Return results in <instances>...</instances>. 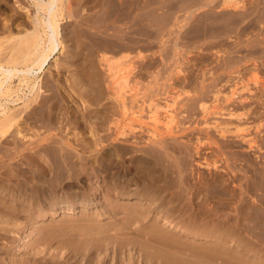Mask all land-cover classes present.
I'll use <instances>...</instances> for the list:
<instances>
[{"label": "rangeland", "instance_id": "obj_1", "mask_svg": "<svg viewBox=\"0 0 264 264\" xmlns=\"http://www.w3.org/2000/svg\"><path fill=\"white\" fill-rule=\"evenodd\" d=\"M186 1L187 0H65L64 8H66L62 12L61 16L57 18L59 26V41H61L62 47L59 52L54 55V58L51 60L49 65L46 66L44 72H42L40 76L44 77V79H47V82L51 83H48V86H44L42 90L39 91L37 96V102L39 103L30 102L28 107L23 105L24 109L26 107L28 109L26 108V113L23 112L22 114L25 116L28 113V110L36 104V106L39 104L38 107H35L38 109L40 108V113H42V111H44L43 113H48L50 110L49 113L53 115L52 117L54 118H52V122L55 123H52L53 125L51 123L50 125L47 124L51 130L49 128L46 129V127H44L46 124L44 125V123H41L43 122L40 118L42 115L39 114V112L37 113L40 117H37L41 121H39V119H36L37 121L34 120V114L30 115L31 117L28 116L29 118H32L31 121L28 117H26V120L25 117L22 118L23 116L21 117L22 119L18 117L17 119H20L19 122L17 120L18 124L16 123L17 125L15 124V127L13 126L12 129H10L12 131H8L9 133H6L8 135L0 138V196L2 195L0 198L6 197L2 200V202L4 201V206L0 204V210L2 212H5L6 210L5 213L0 211V220L9 218L10 215L7 212V207L10 204L13 205V203L18 200L20 202L22 201L24 204L22 209L26 208L29 210H19L20 212L17 211V214L15 212V219L10 216V220H19V223L23 221L25 222L26 219L29 220L30 216L34 214L33 211H38L37 205L40 203V200H37L34 197H29L28 195H25L24 198L21 194H16L21 197H9L11 194H6L7 191L4 189L7 186L5 184L8 183L4 180L7 179L5 175H9V169L17 168L14 165L15 163L21 166V168L20 166L17 168V170L21 171H18L19 173L17 175L19 177H16V181L17 178L18 180L24 178L22 180H29L27 181L29 182V186L34 184V182L37 183L32 179V175L30 173L26 174L27 166L25 165L26 160L24 159L25 156L23 157V154L21 156L19 155V157H17L18 159L15 158L17 162L15 159L7 160L5 158V156L9 155L10 151H13V154L14 152L21 150L23 148L21 147L22 141L24 146H28L34 142V145H37L41 142V140L38 141V138L43 140L47 136H49L47 137L48 140L45 139L47 142H41L38 145L49 143V138H51V140L55 138V142H57L56 140H64V142H60V145L59 142H57V144L55 142L54 144L52 143V146L54 145L53 147L56 148V151L58 148L61 150V148L65 147L62 150L63 152H60L58 149L59 152L64 153L67 150L66 153L69 152L72 154V160L76 161L77 165H80V163L83 162V159H87L85 160L88 162L85 166L86 170H79L81 175L79 172H77L79 175L76 172L73 175L74 172L72 171L69 173L68 170L67 174L69 178L65 179L63 182L58 178L53 185H55V187L57 186L56 195L63 196V193L64 195L67 193L64 197L68 195L67 199L69 200L75 196L85 199L90 197L97 198L99 202L96 207L94 206L88 209H82L79 207L77 209L75 208V210L71 212H66V209L62 207H55L53 216H48L47 211L49 210L46 209L45 213L47 214L45 219H36L38 224H41L40 226L42 228H46L42 229L40 227V230H38V224L36 225L35 223L32 227L37 228H35L36 230H33V233H38L37 236L39 234L46 235V233L48 234L51 232L48 235L49 238H52V245L50 249L56 250L60 248L62 249V252L64 250L63 255L70 254L66 260L63 257L59 259V261L61 260L65 264H73L74 261H76L75 264H80L81 262L83 263V258L87 252L93 253V257L94 255L99 256L93 258V262L95 261V264H98L102 260V257H104V264H141V258L137 256L141 253L138 251L141 247L142 251H156L160 256H170L171 251H173V256L171 255L170 258L176 261L177 264H182V262L183 264H255L258 260H260V257L262 260V256H264V230L261 231L264 229V210H262L264 207H258L259 203L256 202V198L259 200L262 199V197L264 198V191L262 190L264 189V184L263 181L261 182V180H263V178H261L262 172H259L261 170L259 168L262 167L261 164L263 165L264 163V0H251V3L250 0H237V2L241 1L239 2V9L229 8V10L228 7L223 8L224 6L222 7V4L218 5L219 2H223L224 0H192L194 3L191 0ZM184 2L185 5H183ZM241 3L244 4V6H241ZM191 4L192 6H190ZM202 4L203 7L201 6ZM213 4H215V6ZM67 6L69 10H67ZM212 6L214 7L211 8ZM248 6H250L251 9ZM242 8L243 10L247 8L246 11L244 10L245 13L243 12L244 15H247L245 17L244 15H241ZM185 9L187 12H185ZM207 9H209V11ZM203 10L204 13H202ZM236 10H238V13H236ZM35 11L34 0H0V52L3 48L1 54L4 53L5 55H9L12 51L14 43L17 41L16 38H19L20 35H24L32 30L31 19L34 18L36 13ZM215 11H218L217 14ZM246 12H248L249 15ZM159 13H161V15ZM163 13H165L166 16ZM167 14H169V17ZM219 17L222 18L219 19ZM177 18L178 20H181L178 21ZM232 18L233 20H231ZM172 19L175 20L173 21ZM221 19L226 21V23L221 22ZM147 22L148 24H146ZM163 22H166L165 25ZM233 22H236L235 27L233 26ZM176 23L179 27L176 26ZM180 25H182V27ZM189 26L193 29L190 30ZM227 31L228 33H226ZM113 47H115V49ZM262 50L263 52H261ZM1 54L0 56L2 57ZM4 54L3 56H5ZM101 55H106L108 59L110 58V65L112 66L109 65L108 67H111L112 70L107 68L106 63L108 62H101V59L98 60ZM237 60L240 61L238 62ZM63 61L67 64L64 63L65 65H63ZM123 75H126L125 77L127 82H125L126 85L124 84L123 88H121V86L119 87L122 90L121 91L119 89L121 93L123 90L125 91L123 92L124 94L122 93L120 96V99L124 96V101L122 100L123 102H121V100L118 99L121 93L119 94L117 92L118 81L116 79L119 80L121 76L123 77ZM112 76H115L114 79H111ZM125 77L122 79H125ZM232 90H236V92L238 90V93L235 95L238 97L234 96L233 100L225 102V98L227 95H231L229 93ZM116 95L118 96L116 97ZM239 100H243L244 103ZM152 103L154 105H152ZM123 104L126 106V110L123 107L124 111L121 106ZM202 104L206 108V111L204 112L201 107ZM21 107L22 103L17 105V108ZM50 108H52L53 111ZM209 110L210 112H208ZM152 112L154 113V116H156L155 119H152L154 118ZM229 112L234 113L235 116H237V114L242 115L241 112H243L245 116L240 119H237L236 117H227L226 114ZM168 116H171L174 121H172V119L170 120ZM103 118L105 119L103 120ZM33 120L35 121V124ZM225 122L232 123L230 127H228L231 129H229V133H225V135L222 136L217 128L220 127L219 124H225ZM23 124L25 125L23 126ZM236 124L241 128H246V131L242 132L243 135L241 137H238L235 134L237 133V129L235 127ZM95 126L102 129L100 130ZM126 126L128 127L126 128ZM16 127L18 128L17 131H15ZM215 127L217 128L215 129ZM234 127L235 129L233 130ZM95 128L97 130H95ZM128 128L129 131H127ZM120 129H123V131L127 134L126 137L118 135L119 131H122ZM130 129H132V131H130ZM19 131L24 136H22L23 138L21 137V133L20 135L17 133ZM35 131L36 133H39L37 134L38 136H33ZM20 137L22 138L21 140ZM75 139H78L77 142ZM250 139L254 141L250 144L251 146H247L248 140ZM36 140L38 141L37 144ZM246 140L247 143H245ZM26 141H30V144ZM25 143L28 144L25 145ZM66 144L70 145L71 148L67 147ZM75 145L77 146L76 150L73 149ZM27 148L30 149L34 147L31 145ZM36 149L39 150V148ZM30 151L33 152L34 150L30 149ZM39 151L42 152L41 150ZM56 151L54 152V149H52L50 152L52 154L49 152H42L44 155L40 152L39 154L45 158L48 157V159L53 162L59 157L61 158L60 154H57L59 152ZM25 152L26 151H23V153ZM45 153L52 157L54 156L55 159L53 157L54 160H52V157L47 156ZM92 154L97 155H94L93 158ZM76 155H80L83 159L77 161V157L75 159ZM95 157L97 159H95ZM19 159L21 163L24 162L23 165L19 162ZM49 160L48 162H50ZM8 161L15 162L9 163L8 168V165H6L8 164ZM255 169L257 171L259 169V174ZM255 172L256 175H254ZM118 175H125L130 178V189L132 190L133 187L136 186L132 192L136 191L137 193H143V195L140 194L142 196V200H117L115 198V192L112 190V187L113 185H116L115 178ZM54 177L55 176H53V181ZM251 178H255V181ZM58 181L59 183H57ZM258 183H261L263 186L260 184L257 186ZM251 186L254 189H252ZM244 188L246 190H244ZM3 189L4 191H2ZM206 192L209 195H207ZM177 193H180V195ZM153 194L157 197L154 196V198ZM19 197L20 199L23 197V200H20ZM242 197H244V199ZM192 198L194 199L192 200ZM106 199L107 203L105 202ZM151 200L153 201L151 202ZM166 200H172L169 202L170 205ZM19 201L18 203L20 204ZM163 201L166 204H164ZM247 202H249V204H253L254 202V204H256L254 207H256V210L259 211V214L262 212L261 215L263 218L261 215L256 217V215L253 214H258V212L254 210L255 208H252L254 212L252 209H250L252 210L251 212H249L250 210L247 212L246 210L249 208ZM162 203L166 205V208H173L168 217H165L162 211L161 213L159 211ZM200 203H203L205 208L203 205H199ZM44 205L45 204H43V206ZM40 207L43 208L42 206ZM115 207L118 208H116L117 211L115 210ZM200 208L202 210H200ZM133 210H140L139 212H141L142 218L140 214L135 215ZM79 212L82 213L80 214ZM239 213H241V215H239ZM247 213H250L249 215L253 214L254 216L252 215L253 217H250ZM126 217H128V219ZM258 217H260L263 221L256 220V218L259 219ZM249 218H252V220ZM24 222L21 223V226L28 223ZM219 227L222 230H220ZM52 229L56 230L53 231ZM158 229H161V231ZM154 231H156V233ZM19 232L20 233L15 236V233L12 231H0V264H15L23 262L24 254H22V250L14 251V248H12V246H15L14 244L18 243V238L20 236H24L25 234L24 229ZM58 232L60 235L57 234ZM54 233H56V235ZM256 233L258 234L256 235ZM141 234L143 238L141 237ZM135 235L137 237L136 239ZM236 235L239 237L238 239L241 238L239 241L236 239ZM12 237L13 239L15 238V240L17 239V241H14ZM175 237L177 240H175ZM54 238L56 239L54 240ZM129 238L130 240H128ZM242 238L244 240H242ZM8 239H10L9 244ZM93 239L95 240L94 242ZM131 239L133 241H131ZM222 239L227 241L223 242ZM100 240H102V243ZM135 240H139L137 243L143 242L144 246L142 245L143 243L141 245H139L140 243L137 245ZM245 240H247V243ZM146 242L149 243V245L146 244ZM242 242L245 243V246L246 244L248 245V242L252 243L253 247L256 249L251 246L253 248V252L251 250L248 251ZM128 243H132L133 245H131L133 247H130L131 245ZM253 243H256L255 246ZM58 244H61V246ZM73 244L76 245V247ZM53 246L56 247L53 248ZM92 246L97 247L93 248ZM138 246L141 247L138 249ZM248 246L250 247V245ZM134 247H137V249H135L138 253L134 251ZM4 251L8 253L6 254ZM103 251L105 254L102 253ZM117 252L119 257L123 259L125 257L127 259L128 257H131L136 253L137 254L133 256L135 259H133V262L131 261L127 263L126 260H123L121 263L118 260L116 263V258L114 257ZM259 253L260 255H258ZM9 254H11V256ZM81 257L82 259H80ZM187 257H189L190 260ZM192 257L193 260H191ZM46 258H51V255H47ZM9 259L11 261H9ZM70 259H72V261ZM252 259H255L254 262H251L253 261ZM80 260L82 261L80 262ZM260 261H258L257 264H261ZM262 261H264V259ZM43 262H45V260H43ZM63 262L61 263L64 264Z\"/></svg>", "mask_w": 264, "mask_h": 264}, {"label": "bare ground", "instance_id": "obj_2", "mask_svg": "<svg viewBox=\"0 0 264 264\" xmlns=\"http://www.w3.org/2000/svg\"><path fill=\"white\" fill-rule=\"evenodd\" d=\"M64 1L65 0H34V6H35V16H34V18L33 19H31L32 20V30L30 31V32H28V33H26V34H24V35H20L19 36V38H16L17 39V41H16V43H14V46H13V48H12V51L9 53V55H5L4 53V55L5 56H3V54H1V52L3 51V48H2V51L0 52V54L2 55V57L0 58V138H3V137H5V135H8V134H6L8 131H12V130H10V129H12V127L17 123V120H18V122H19V120L20 119H17L18 117H22L23 115V112L24 113H26V108L29 106V104H30V102L32 103V102H36V103H39V102H37V96H38V93H39V91H41L42 90V88L45 86H48V83H51V82H47L46 80L47 79H44V77H40L41 76V73L42 72H44V69L46 68V66H48L49 65V63L51 62V60L54 58V55L56 54V53H58L59 52V50H60V48L62 47V44H61V41H59L60 40V38H59V26H58V17L59 16H61V14H62V12L64 11V9L66 8H64ZM71 1V0H70ZM149 1V0H148ZM188 1V0H187ZM186 1V2H187ZM190 1V0H189ZM192 1V0H191ZM208 1V0H207ZM206 1V2H207ZM243 1V0H242ZM255 1V0H254ZM257 1V0H256ZM68 2V1H67ZM164 2V1H163ZM193 2V1H192ZM200 2V1H199ZM239 2H241V1H238L237 2V0H224L223 2H219V4L218 5H220V4H222V7L223 8H225V7H228V10H229V8H237V9H239L238 7H239ZM248 2V1H247ZM261 2V1H260ZM147 3H149V2H147ZM151 3V2H150ZM155 3V2H154ZM180 3V2H179ZM182 3V2H181ZM188 3H190V2H188ZM194 3V2H193ZM192 3V4H193ZM204 3V2H203ZM209 3V2H208ZM211 3H213V2H211ZM250 3H251V0H250ZM255 3V2H254ZM253 3V4H254ZM257 3V2H256ZM163 4V3H162ZM170 4V3H169ZM192 4L190 5V6H192ZM198 4V3H197ZM151 5V4H150ZM174 5V4H173ZM183 5H185V2H184V4ZM182 5V6H183ZM189 5V4H188ZM211 5V4H210ZM214 6H215V4H213ZM217 5V6H218ZM244 6V4H242L241 3V6ZM255 5V4H254ZM69 6V5H68ZM68 6H67V10H69V8H68ZM144 6V5H143ZM163 6V5H162ZM175 6V5H174ZM177 6V5H176ZM181 6V7H182ZM202 7H203V4L201 5ZM214 6H212L211 8H213ZM257 6V5H256ZM180 7V8H181ZM196 7V6H195ZM219 7H221V6H219ZM246 7V6H245ZM248 7H250V6H248ZM144 8V7H143ZM148 8V7H147ZM172 8H175V7H172ZM177 8V7H176ZM190 8V7H189ZM215 8H217V7H215ZM253 8V7H252ZM151 9V8H150ZM170 9V8H169ZM184 9V8H183ZM188 9V8H187ZM191 9V8H190ZM202 9V8H201ZM246 9L247 8H245L244 10L246 11ZM250 9H251V7H250ZM254 9V8H253ZM66 10V11H67ZM144 10V9H143ZM154 10V9H153ZM172 10V9H171ZM208 11H209V9H207ZM206 10V11H207ZM220 10V9H219ZM227 10V9H226ZM225 10V11H226ZM235 10V9H234ZM241 10V9H240ZM244 10H243V8H242V14L241 15H244L243 14V12H244ZM148 11H150V10H148ZM163 11V10H162ZM162 11H160V12H162ZM165 11V10H164ZM178 11V10H177ZM196 11H198V10H196ZM195 11V12H196ZM207 11V12H208ZM224 11V12H225ZM237 12L236 13H238V10H236ZM254 11V10H253ZM179 12V11H178ZM181 12V11H180ZM185 12H187V10L185 9ZM184 12V13H185ZM202 12V11H201ZM206 12V13H207ZM210 12H211V10H210ZM209 12V13H210ZM216 12V11H215ZM218 12V11H217ZM217 12H216V14H217ZM220 12V11H219ZM226 12H228V11H226ZM232 12H234V11H232ZM250 12V11H249ZM259 12V11H258ZM67 13V12H66ZM156 13H157V11H156ZM155 13V14H156ZM202 13H204V10H203V12ZM245 13V12H244ZM246 13H248V12H246ZM253 13V12H252ZM262 13V12H261ZM160 15H161V13H159ZM163 14H165V13H163ZM170 14V13H169ZM169 14H167V16L169 17ZM173 14V13H172ZM193 14V13H192ZM195 14H197V13H195ZM211 14H213V13H211ZM222 14V13H221ZM239 14V15H240ZM251 14V13H250ZM255 14V13H254ZM259 14V13H258ZM264 14V13H263ZM67 15V14H66ZM145 15H147V14H145ZM175 15V14H174ZM199 15V14H198ZM201 15H203V14H201ZM215 15V14H214ZM213 15V16H214ZM220 15V14H219ZM218 15V16H219ZM236 15V14H235ZM248 15H249V13H248ZM257 15V14H256ZM260 15V14H259ZM148 16V15H147ZM152 16V15H151ZM163 16V15H162ZM165 16H166V14H165ZM164 16V18L166 19V17ZM177 16V15H176ZM206 16V15H205ZM215 16H217V15H215ZM225 16V15H224ZM232 16V15H231ZM234 16V15H233ZM238 16V15H237ZM245 16H247V15H244V17ZM68 17V16H67ZM158 17V16H157ZM167 17V18H168ZM177 17H179V16H177ZM184 17V16H183ZM249 17V16H248ZM145 18V17H144ZM173 18V17H172ZM199 18V17H198ZM202 18H204V17H202ZM207 18V17H206ZM220 18H222V17H219V19ZM240 18V17H239ZM252 18V17H251ZM170 19V18H169ZM209 19V18H208ZM207 19V20H208ZM216 19V18H215ZM243 19V18H242ZM256 19V18H255ZM262 19V18H261ZM173 21L175 20V19H172ZM177 20H178V18H177ZM181 20V19H180ZM180 20H178V21H180ZM193 20V19H192ZM203 20V19H202ZM214 20V19H213ZM218 20V19H217ZM222 20V19H221ZM224 20H228V19H224ZM231 20H233V18L231 19ZM231 20H230V22H231ZM240 20H241V18H240ZM239 20V21H240ZM250 20V19H249ZM135 21V20H134ZM137 21V20H136ZM144 21V20H143ZM148 21V20H147ZM164 21V20H163ZM167 21V20H166ZM169 21V20H168ZM178 21H177V23H178ZM216 21V20H215ZM248 21V20H247ZM263 21H264V19H263ZM138 22V21H137ZM172 22V21H171ZM186 22V21H185ZM203 22V21H202ZM207 22V21H206ZM221 22H225L226 23V21H221ZM220 22V23H221ZM241 22H243V21H241ZM165 23L166 22H163V24L165 25ZM177 23H176V26H177ZM183 23V22H182ZM234 23V22H233ZM236 23V22H235ZM235 23H234V27L236 26L235 25ZM250 23V22H249ZM256 23V22H255ZM255 23H254V25H255ZM261 23V22H260ZM146 24H148V22L146 23ZM155 24V23H154ZM222 24V23H221ZM248 24V23H247ZM168 25H170V24H168ZM173 25L175 26V24L173 23ZM216 25V24H215ZM226 25V24H225ZM238 25V24H237ZM260 25V24H259ZM262 25V24H261ZM147 26V25H146ZM181 27H182V25H180ZM206 26V25H205ZM212 26V25H211ZM223 26V25H222ZM245 26V25H244ZM251 26H253V25H251ZM256 26V25H255ZM177 27H179V26H177ZM190 27V30L191 29H193V28H191V26H189ZM203 27H204V25H203ZM207 27H209V26H207ZM213 27V26H212ZM228 27V26H227ZM248 27V26H247ZM250 27V26H249ZM142 28V27H141ZM224 28V27H223ZM243 28V27H242ZM182 29V28H181ZM186 29V28H185ZM211 29V28H210ZM217 29V28H216ZM243 29H245V28H243ZM257 29V28H256ZM260 30V29H259ZM264 30V29H263ZM143 31V30H142ZM194 31V30H193ZM246 31V30H245ZM257 31V30H256ZM187 32V31H186ZM185 32V33H186ZM239 32V31H238ZM260 32V31H259ZM85 33H86V31H85ZM88 33V32H87ZM143 33V32H142ZM181 33V32H180ZM189 33V32H188ZM192 33V32H191ZM224 33V32H223ZM226 33H228V31L226 32ZM240 33V32H239ZM244 33V32H243ZM256 33H258V32H256ZM259 34V33H258ZM262 34V33H261ZM92 35V34H91ZM181 35V34H180ZM186 35H189V34H186ZM237 35H238V33H237ZM257 35V34H256ZM86 36V35H85ZM145 36H146V34H145ZM148 36V35H147ZM185 36V35H184ZM236 37V36H235ZM89 38V37H88ZM146 39V38H145ZM186 39V38H185ZM237 39V38H236ZM15 41V40H14ZM117 43V42H116ZM115 45H117V44H115ZM120 45V44H119ZM144 46V45H143ZM235 46H237V45H235ZM10 47V46H9ZM124 47V46H123ZM255 47V46H254ZM114 49H115V47H113ZM232 49V48H231ZM255 49V48H254ZM0 50H1V46H0ZM118 50H120V49H118ZM126 50V49H125ZM258 50V49H257ZM123 51H124V49H123ZM241 51V50H240ZM239 51V52H240ZM243 51H245V50H243ZM248 51V50H247ZM253 51V50H252ZM9 52V51H8ZM261 52H263V50L261 51ZM119 53V52H118ZM248 53V52H247ZM237 54H238V52H237ZM244 56V55H243ZM229 57V56H228ZM230 57H232V56H230ZM237 57V56H236ZM139 58V57H138ZM141 58V57H140ZM142 58H144V57H142ZM233 58H235V57H233ZM241 58V57H240ZM239 58V59H240ZM101 59V60H100ZM110 59V58H109ZM108 58H107V56L106 55H104V56H102L101 55V57H99V59L98 60H100L101 62L103 61V62H108V63H106L107 64V68H109V69H111L112 70V68L111 67H108L109 65H110V63H111V61L109 60ZM245 59V58H244ZM241 60H242V58H241ZM65 61V60H64ZM63 61V65H65V64H67V63H65ZM238 62L240 61V60H237ZM236 61V62H237ZM99 62V61H98ZM100 62V63H101ZM233 62V61H232ZM242 62V61H241ZM65 63V64H64ZM234 63V62H233ZM68 64H69V62H68ZM238 64V63H237ZM79 65V64H78ZM82 65V64H81ZM80 65V66H81ZM110 66H112V65H110ZM242 66V65H241ZM246 66V65H245ZM240 67V66H239ZM78 68V67H77ZM82 69V68H81ZM231 70H233V69H231ZM243 70V69H242ZM237 71V70H236ZM239 71V70H238ZM241 71V70H240ZM111 72V71H110ZM234 72H235V70H234ZM233 73V72H232ZM115 74V73H114ZM229 74V73H228ZM231 74V73H230ZM126 75H123V77H125ZM46 77V76H45ZM114 77L115 76H112V78L111 79H114ZM122 76H121V78L118 80V79H116L118 82V85H117V92L120 94L121 92L119 91V89L121 90V88H123L124 87V84L126 85V83L125 82H127V79H126V77H125V79H122L123 78ZM219 77V76H218ZM215 78H217V77H215ZM123 81H122V80ZM44 80H45V83H44ZM76 80H77V78H76ZM75 80V81H76ZM115 80V81H116ZM126 80V81H125ZM74 81V82H75ZM114 81V80H113ZM15 82H16V84H15ZM77 82H78V80H77ZM77 82H75V83H77ZM119 82H120V84H119ZM122 82V83H121ZM242 82V81H241ZM80 83V82H79ZM116 83V82H115ZM122 84H123V86H122ZM78 86V85H77ZM82 86V85H81ZM81 86H79V87H81ZM121 86V88H119ZM235 88V87H234ZM240 88V87H239ZM244 88V87H243ZM122 91V90H121ZM234 91V92H233ZM242 91V90H241ZM116 92V93H117ZM123 92H125L124 90H123ZM122 92V93H123ZM117 93V94H118ZM122 93L119 95V98L118 99H120V96L122 95ZM236 93H238V90H237V92H236V90H232L229 94H231V95H227V97L225 98V102H229V101H231V100H233V98H234V96L236 95ZM124 94V93H123ZM118 95H116V97H117ZM235 97H238V96H235ZM56 99V98H55ZM124 96H123V98H121L120 100H121V102H123L124 100ZM218 99V98H217ZM123 100V101H122ZM193 100V99H192ZM236 100V99H235ZM250 100V99H249ZM39 101V100H38ZM41 101V100H40ZM238 101V100H237ZM240 102H242L243 100H239ZM29 102V103H28ZM120 102V103H121ZM234 102V101H233ZM20 103H22V109L21 108H17V105H19ZM28 103V104H27ZM235 103V102H234ZM243 103H244V101H243ZM26 105L27 107L24 109V106ZM37 105V104H36ZM35 105V106H36ZM45 105V104H44ZM51 105V104H50ZM53 105H54V103H53ZM125 104H123V105H121L122 106V110L126 107V106H124ZM151 105V104H150ZM152 105H154L153 103H152ZM245 105V104H244ZM32 106V105H31ZM33 106L31 109H30V107H29V109L30 110H28V113L25 115V116H23L22 118H24L25 117V120H26V117H31L30 115H33L34 114V120H36V119H39L37 116H39V114H41L42 116L40 117L41 118V120L43 121V122H41L42 124L44 123V125L46 124V126H44V127H46V129H48L49 127H48V125H50V123L52 124H54L55 122H52V120L54 119L52 116L53 115H51L49 112H50V110L48 111V113H43L44 111H42V113H40V108L38 109V108H36V107H38L39 106V104H38V106ZM41 106V105H40ZM241 106V105H240ZM243 106V105H242ZM248 106V105H247ZM51 107V106H50ZM124 107V108H123ZM202 110H203V112L204 111H206V108L203 106V104H202ZM222 107V106H221ZM237 107H239V106H237ZM44 108V107H43ZM42 108V109H43ZM47 108V107H46ZM156 108V107H155ZM242 108V107H241ZM28 109V108H27ZM38 109V110H37ZM51 110H52V108H50ZM221 109V108H220ZM245 109V108H244ZM35 110H37V111H35ZM45 110V109H44ZM125 110H126V108H125ZM219 110V109H218ZM254 110V109H253ZM46 111V110H45ZM53 111V110H52ZM124 111V110H123ZM250 111V110H249ZM255 111V110H254ZM37 112H39V114L37 113ZM56 112V111H55ZM208 112H210V110L208 111ZM54 113V112H53ZM52 113V114H53ZM153 113V112H152ZM154 113H155V111H154ZM154 113H153V117L154 118H152V119H155V117L156 116H154ZM223 113H224V111H223ZM242 113V115L240 114V115H238L237 114V116H235V114L234 113H231V112H229V113H227L226 114V116L227 117H236L237 119H240L241 117L243 118L244 116H245V114H243V112H241ZM248 113V112H247ZM36 114H38V115H36ZM57 114V113H56ZM55 114V115H56ZM61 114V113H60ZM217 114V113H216ZM256 114V113H255ZM55 115H54V117H55ZM97 115V114H96ZM100 115V114H99ZM157 115V114H156ZM249 115V114H248ZM95 116V115H94ZM98 116V115H97ZM122 116V115H121ZM224 116V115H223ZM247 116V115H246ZM256 116H258V115H256ZM28 117V118H29ZM43 117V118H42ZM124 117V116H123ZM169 117V116H168ZM171 117V116H170ZM169 117V119L171 120L172 119V121H174L173 120V118L171 117L170 118ZM222 117V116H221ZM21 118V119H22ZM27 118V119H28ZM53 118V119H52ZM60 118H63V117H60ZM30 119V121H31V119L32 118H29ZM105 118H103V120H104ZM222 119V118H221ZM231 119V118H230ZM233 119V118H232ZM249 119V118H248ZM248 119H246V120H248ZM24 120V119H23ZM33 120V121H34ZM40 119H39V121H41ZM169 120V121H170ZM223 120V119H222ZM236 120V119H235ZM22 121V120H21ZM37 121V120H36ZM58 121V120H57ZM102 121V120H101ZM157 121V120H156ZM233 121V120H232ZM24 122V121H23ZM171 122V121H170ZM242 122V121H241ZM245 122V121H244ZM243 122V123H244ZM26 123V122H25ZM31 123V122H30ZM56 123H58V122H56ZM101 123V122H100ZM99 123V124H100ZM104 123V122H103ZM168 123V122H167ZM219 123V122H218ZM234 123V122H233ZM246 123V122H245ZM18 124V123H17ZM16 124V125H17ZM20 124V123H19ZM26 124H28V123H26ZM34 124H35V121H34ZM33 124V125H34ZM48 124V125H47ZM52 124V125H53ZM59 124V123H58ZM58 124H57V126H58ZM94 124V123H93ZM111 124V123H110ZM124 124V123H123ZM232 123L231 122H228V123H226L225 122V124L223 123V124H219V128H217L218 127V125H217V127H215V129L217 128V129H219V133H220V135H225V133H229L230 131H229V129H231V128H228V127H230V125H231ZM241 124V123H240ZM257 124H259V123H257ZM25 124H23V126H24ZM29 125V124H28ZM101 125V124H100ZM116 125V124H115ZM126 125V124H125ZM244 125V124H243ZM30 126H32V125H30ZM64 126V125H63ZM129 126V125H128ZM128 126H126V128L128 127ZM169 126V125H168ZM239 125H235V127H236V129H237V133H235L238 137H241L243 134H242V132H244V131H246V128H241L240 126V129H239V127H238ZM15 127V126H14ZM19 127V126H18ZM21 127V126H20ZM43 127V128H44ZM54 127V126H53ZM52 127V128H53ZM80 127V126H79ZM85 127V126H84ZM93 127V126H92ZM95 127H97V126H95ZM131 127V126H130ZM129 127V128H130ZM235 127L233 128V130L235 129ZM30 128V127H29ZM94 128V127H93ZM98 128V127H97ZM108 128H111V127H108ZM119 128V127H118ZM129 128H128V130L127 131H129ZM213 128V127H212ZM248 128V127H247ZM260 128V127H259ZM32 129V128H31ZM50 129V128H49ZM68 129V128H67ZM81 129V128H80ZM98 129H100V128H98ZM102 129V128H101ZM100 129V130H101ZM18 130V128L16 127V130L15 131H17ZM19 130H20V128H19ZM22 130V129H21ZM33 130V129H32ZM51 130V129H50ZM58 130V129H57ZM59 130H60V128H59ZM95 130H97L96 128H95ZM112 130H114V129H112ZM120 130H122L121 132L119 131V134L118 135H120V136H127V134L123 131V129H120ZM249 130V129H248ZM14 131V130H13ZM49 131V130H48ZM56 131V130H55ZM61 131V130H60ZM59 131V132H60ZM130 131H132V129H130ZM170 131V130H169ZM33 132V131H32ZM54 132V131H53ZM64 132V131H63ZM100 132V131H99ZM233 132V131H232ZM231 132V133H232ZM9 133V132H8ZM11 133V132H10ZM17 133H19V135H20V131L19 132H17ZM111 133V132H110ZM129 133H131V132H129ZM128 133V134H129ZM155 133V132H154ZM234 133V132H233ZM16 134V133H15ZM24 134V133H23ZM37 134H39V133H36V131H35V133L33 134V136L34 135H37ZM98 134V133H97ZM151 134H152V132H151ZM10 135V134H9ZM46 135V134H45ZM155 135V134H154ZM153 135V136H154ZM13 136H14V134H13ZM23 135H22V133H21V137H22ZM25 136H27V135H25ZM33 136H30V137H33ZM38 136V135H37ZM37 136H35V137H37ZM151 136V135H150ZM153 136H152V138H153ZM227 136V135H226ZM233 136V135H232ZM246 136V135H245ZM20 137V140L24 137H22L21 138ZM29 137V136H28ZM34 137V138H35ZM40 137V136H39ZM42 137V136H41ZM47 137H49V136H47ZM47 137L45 138V139H47ZM108 137V136H107ZM106 137V138H107ZM246 137H248V136H246ZM16 138V137H15ZM14 138V139H15ZM38 138V137H37ZM43 138V137H42ZM104 138V137H103ZM251 138V137H250ZM5 139V138H4ZM24 139H26V138H24ZM36 139V138H35ZM45 139H43V140H45ZM50 139V142L49 143H47V144H44V145H38V144H40L41 142H47V140H45V141H43L42 139H39L38 138V141L39 140H41V142L40 143H38V141L36 140V144L37 145H34L35 144V140L33 141L34 143L33 144H30V141H26V142H29V144L30 145H26V144H28V143H25V145L26 146H24L23 145V141L21 142V147H23L22 149H21V147H20V149L21 150H19L18 152H14L13 154H12V152L10 153L9 152V155H7V156H5V158L7 159V160H13V159H15V158H17V157H19V155L21 156L22 154H23V157H24V159L26 160V163H25V165L27 166V172H26V174H28V173H30L31 175H32V179L33 180H35L37 183H35L34 182V184H36V185H34V184H30L31 186H29V182H27V181H29V180H22V179H24V178H22V179H19L18 180V178H17V181H16V177L18 176L17 174L19 173L18 171H21V170H17V168L20 166V165H18L17 163H15L14 165L17 167L16 169L15 168H12V169H9L10 171H9V175H5V177L7 178V179H4L5 181H7L8 183H9V186H8V183L7 184H5V185H7L6 186V188H4V187H2V188H4L6 191H7V193L6 194H11L9 197H11V196H17L16 194H21V196H24V198H25V195L27 196H29V197H34V198H36L37 200H40V203H38V205H37V209H38V211L36 210V212H34L33 211V213L34 214H32L31 215V213H30V211H29V213H30V218H29V220L28 219H26L25 220V222L27 223V224H25V225H23V226H21L22 224L21 223H23V222H21V223H19L18 221L19 220H14L15 218H14V214H15V212H16V214H17V211H19V210H25V209H22L23 207H24V204L22 203V201L20 202L19 200V202H20V204L18 203V201H15L14 203H13V205L12 204H10L7 208H8V213H9V215L12 217V218H14L13 220H10V216H9V218H6L5 220H0V231L2 232H7V231H12L13 233H15V236H17L16 234H19L20 232L19 231H21V230H23L24 229V232H25V234H24V236H18L19 238V241H17V239L15 240V238L13 239V237H12V239L14 240V241H17L18 243L17 244H14L13 242H11L12 244H14L15 246L13 247L12 246V248H14V251L16 250H22V254H24L23 255V258H24V260H23V262H21V263H19L18 261V263H15V264H62L61 262H63V261H59V259L61 258V257H63L65 260H66V258L70 255V254H65V255H63L64 253V250H63V252H62V249H60V248H58V249H56V250H52V249H50L51 248V245H52V238H49V233H51V232H49L48 234L46 233V235L45 234H43V235H38L37 236V234H36V232L35 233H33V230L36 228V227H34V228H32L33 227V225H37L38 224V222H37V220L36 219H40V218H42V219H45V216H46V214L47 213H45V210L46 209H48L49 211H47L48 212V216H53L54 215V212H55V207H62V208H64V209H66L65 211L66 212H71V211H73V210H75V208L77 209V208H82V209H88V208H90V207H96V205L98 204V202H99V200L97 199V198H88V199H85V198H81V197H77V196H75L74 198H71V200H69V199H67V196L66 197H64L65 195H64V193H63V196L61 195V196H59V195H56V187H55V185H53V184H55L54 182L56 181V180H58V178H59V180H62V182L65 180V179H67V178H69L68 177V170H69V173L70 172H74L73 173V175L75 174V172L77 173V172H79V170H81V171H83L84 169L86 170V168H85V166H86V164H88V162H86L85 160H87V159H83L82 157H80V155H76L75 156V159H76V157H77V161H79L80 159L82 160L83 159V162H81L80 163V165H77V162L76 161H73L72 160V158H73V156H72V154L71 153H66L67 152V150L64 152V153H60L64 148H61V150H60V148H58L59 150H60V152H59V150L57 149V151L59 152V153H57V154H60V156H61V158L59 157V155H58V157L60 158H58V159H56L55 161H53V162H51V160H49L48 159V157H44V156H42V155H40L39 154V150H41L42 152H46V153H50L51 151H52V149H54V152L56 151L55 149L56 148H54L53 146H52V143L54 144V140H55V138H53V140H51V138H49ZM105 139V138H104ZM249 139V138H248ZM252 139V138H251ZM248 140V144H247V146L248 145H250L253 141L252 140ZM6 140V139H5ZM18 140V139H17ZM76 140V139H75ZM78 140V139H77ZM77 140H76V142H77ZM80 140V139H79ZM131 140H132V138H131ZM7 141V140H6ZM57 142H59V145H60V142H64V140H56ZM107 141H109V140H107ZM133 141V140H132ZM162 141V140H161ZM57 142H55L56 144H57ZM2 143V142H1ZM31 143H32V141H31ZM68 143V142H67ZM245 143H247V140H246V142ZM80 144V143H79ZM83 144V143H82ZM134 144V143H133ZM132 144V145H133ZM257 144V143H256ZM31 145H33V147L34 148H30V149H33L34 151L33 152H31L30 151V149L29 148H27V147H30ZM67 145V144H66ZM97 146V145H96ZM137 146V145H136ZM251 146V145H250ZM249 146V147H250ZM57 147V146H56ZM61 147H63V146H61ZM67 147H69V148H71V146L70 145H67ZM76 145L74 146V148H73V146H72V148L74 149V150H76ZM79 147V146H78ZM248 147V148H249ZM36 148H39V150L38 149H36ZM109 148V147H108ZM115 148V147H114ZM134 148H135V146H134ZM162 148V147H161ZM165 148V147H164ZM167 148H169V147H167ZM17 149V148H16ZM16 149H14V150H16ZM19 149V148H18ZM36 149V150H35ZM67 149V148H66ZM72 149V150H73ZM79 149V148H78ZM84 149H85V146H84ZM94 149H95V147H94ZM219 149H220V147H219ZM2 150V149H1ZM38 150V151H37ZM133 150V149H132ZM170 150V149H169ZM23 151H26L25 153H23ZM56 151V152H57ZM135 151H136V149H135ZM165 151V150H164ZM167 151V150H166ZM42 152H40L41 154H43ZM63 152V151H62ZM45 153V154H46ZM130 153H132V152H130ZM4 154V153H3ZM50 154H52V153H50ZM54 154V153H53ZM56 154V155H57ZM75 154V153H74ZM90 154V153H89ZM110 154V153H109ZM127 154H129V153H127ZM135 154V153H134ZM167 154V153H166ZM166 154H164V155H166ZM263 154V153H262ZM44 155V154H43ZM47 155V154H46ZM55 155V154H54ZM93 155V154H92ZM94 155H97V154H94ZM94 155H93V158H94ZM126 155V154H125ZM133 155V154H132ZM1 156V155H0ZM4 156V155H3ZM47 156H49V157H52V156H50V155H47ZM106 156V155H105ZM123 156V155H122ZM135 156V155H134ZM163 156V155H162ZM263 156V155H262ZM23 157H20V158H23ZM54 157V156H53ZM53 157H52V160H54L55 159V157H54V159H53ZM89 157V156H88ZM98 157V156H97ZM110 157H112V156H110ZM160 157V156H159ZM2 158V157H1ZM85 158V157H84ZM103 158H104V156H103ZM108 158V157H107ZM106 158V159H107ZM122 158H124V157H122ZM18 159V158H17ZM47 159V160H46ZM95 159H97L96 157H95ZM101 159V158H100ZM109 159V158H108ZM113 159V158H112ZM133 159V158H132ZM22 160V159H21ZM24 160V161H25ZM48 160L51 162H48ZM115 160H117V159H115ZM15 161H16V159H15ZM15 161H13V162H7L8 164H6V165H8V168H9V163H14ZM23 161V160H22ZM85 161V162H84ZM88 161H89V159H88ZM102 161V160H101ZM120 161V160H119ZM1 162V161H0ZM3 162H4V160H3ZM2 162V163H3ZM17 162V161H16ZM19 162L21 163V161H20V159H19ZM93 162V161H92ZM96 162V161H95ZM24 163V162H23ZM23 163H21L22 165H23ZM115 163V162H114ZM3 164H5V163H3ZM79 164V163H78ZM119 164V163H118ZM206 164V163H205ZM256 164V163H255ZM6 165H4V166H6ZM110 165V164H109ZM208 165V164H207ZM1 166V165H0ZM10 166H11V164H10ZM91 166V165H90ZM261 168H259V169H261L260 171H259V169H258V171L259 172H262V177L261 176H259V177H261V178H263V180H261V182L263 181V184H264V163H263V165L261 164ZM12 167V166H11ZM14 167V166H13ZM116 167H117V165H116ZM216 167V166H215ZM2 168V167H1ZM6 168V167H5ZM20 168H21V166H20ZM19 168V169H20ZM24 169V168H23ZM89 169H91V168H89ZM93 169V168H92ZM107 169V168H106ZM119 169H121V168H119ZM216 169V168H215ZM254 169V168H253ZM25 170V169H24ZM71 170V171H70ZM84 170V171H85ZM98 170V169H97ZM116 170V169H115ZM256 170V169H255ZM88 171V170H87ZM90 171V170H89ZM125 171V170H124ZM131 171V170H130ZM129 171V172H130ZM258 171L256 170V172L258 173ZM233 172V171H232ZM252 172V171H251ZM256 172H255V174L254 175H256ZM8 173V172H7ZM25 174V173H24ZM78 174V173H77ZM79 174L81 175V172H79ZM78 174V175H79ZM85 174V173H84ZM116 174V173H115ZM134 174V173H133ZM259 174V173H258ZM261 174V173H260ZM22 175V174H21ZM21 175H20V177H21ZM52 175V176H51ZM70 175V174H69ZM73 175H72V177H73ZM108 175V174H107ZM132 175V174H131ZM23 176V175H22ZM53 176H55L54 177V181H53ZM77 176V175H76ZM130 176V175H129ZM215 176V175H214ZM221 176V175H220ZM223 176V175H222ZM251 176V175H250ZM19 177V176H18ZM27 177V176H26ZM253 177V176H252ZM15 178V179H14ZM133 178V177H132ZM256 178V177H255ZM254 178V179H255ZM261 178H259V179H261ZM109 179V178H108ZM251 179H253V178H251ZM253 179V180H254ZM15 180V181H14ZM101 180V179H100ZM110 180H112V179H110ZM132 180V179H131ZM133 180H134V178H133ZM213 180V179H212ZM147 181V180H146ZM214 181V180H213ZM251 181V180H250ZM255 181V180H254ZM257 181V180H256ZM115 182H116V185H113V187H112V190L115 192V198L117 199V200H121V199H126V200H131V199H136V200H142V196L141 195H143V193L141 194V193H137L136 191H133L132 192V190L134 189V188H136V186L135 187H133V189L131 190L130 189V178L127 176H125V175H123V176H121V175H118L116 178H115ZM148 182V181H147ZM154 182V181H153ZM31 183H33V182H31ZM57 183H59V181L57 182ZM112 183V182H111ZM220 183V182H219ZM246 183V182H245ZM14 184V185H13ZM259 184L261 185V186H263L261 183H258V185L257 186H259ZM61 185V184H60ZM136 185V184H135ZM150 185V184H149ZM148 185V186H149ZM222 185V184H221ZM20 187V188H18V187ZM107 186V185H106ZM245 186V185H244ZM243 186V187H244ZM249 186V185H248ZM102 187V186H101ZM217 187V186H216ZM252 187V186H251ZM254 187H255V185H254ZM264 187V186H263ZM94 188V187H93ZM106 188V187H105ZM138 188V187H137ZM141 188V187H140ZM156 188V187H155ZM220 188V187H219ZM227 188V187H226ZM261 188V187H260ZM1 189V188H0ZM4 189L2 190V191H4ZM103 189V188H102ZM110 189V188H109ZM234 189V188H233ZM246 189H247V187H246ZM245 188H244V190H246ZM251 189V188H250ZM252 189H254L253 187H252ZM92 190V189H91ZM95 190H96V188H95ZM143 190H145V189H143ZM160 190V189H159ZM223 190V189H222ZM228 190V189H227ZM248 190V189H247ZM263 191H264V189H262ZM97 191V190H96ZM139 191V190H138ZM236 191H237V189H236ZM250 191H252V190H250ZM1 192V191H0ZM29 192V193H28ZM108 192V191H107ZM110 192V191H109ZM150 192V191H149ZM181 192V191H180ZM228 192V191H227ZM241 192V191H240ZM262 192V191H261ZM57 193H59V192H57ZM94 193V192H93ZM152 193V192H151ZM207 193V192H206ZM219 193V192H218ZM232 193V192H231ZM264 193V192H263ZM83 194V193H82ZM108 194V193H107ZM141 194V195H140ZM177 194H179L180 195V193H177ZM228 194H230V193H228ZM235 194V193H234ZM240 194V193H239ZM242 194V193H241ZM244 194V193H243ZM69 195H70V193H69ZM106 195V194H105ZM109 195H111V194H109ZM114 195V194H113ZM145 195V194H144ZM146 195L148 196V194L146 193ZM191 195V194H190ZM207 195H209L208 193H207ZM232 195V194H231ZM230 195V196H231ZM238 195V194H237ZM247 195V194H246ZM2 196V195H1ZM0 196V197H1ZM5 196V195H4ZM7 196V197H8ZM18 196H20V195H18ZM17 196V197H18ZM20 196V197H21ZM73 196H74V194H73ZM152 196V195H151ZM154 196H156V195H154L153 194V197ZM196 196H198V195H196ZM243 196V195H242ZM245 196V195H244ZM260 196H262V195H260ZM264 196V195H263ZM20 197H19V199H20ZM106 197V196H105ZM109 197V196H108ZM157 197V196H156ZM177 197V196H176ZM241 197V196H240ZM239 197V198H240ZM246 197H248V196H246ZM245 197V198H246ZM4 198H6V197H4ZM4 198H0V204L1 205H3L4 206V201L2 202V200L4 199ZM14 198V197H13ZM103 198V197H102ZM155 198V197H154ZM153 198V199H154ZM164 198V197H163ZM197 198V197H196ZM201 198V197H200ZM205 198V197H204ZM243 199H244V197H242ZM241 198V199H242ZM109 199V198H108ZM146 199V198H145ZM194 198H192V200H193ZM224 199H226V198H224ZM235 199V198H234ZM250 199V198H249ZM20 200H23V197H22V199H20ZM157 200V199H156ZM14 201V200H13ZM28 201V200H27ZM30 201V200H29ZM33 201V200H32ZM31 201V202H32ZM125 201V200H124ZM153 200H151V202H152ZM167 201V200H166ZM172 200H169V201H167V203L169 204V202H171ZM198 201V200H197ZM23 202H25V201H23ZM102 202V201H101ZM105 202L107 203V199L105 200ZM109 202H110V200H109ZM122 202V201H121ZM164 202V201H163ZM227 202V201H226ZM252 202V201H251ZM256 202H258L259 203V205H258V207H264V198L262 197V199H257L256 198ZM255 202V203H256ZM118 203V202H117ZM133 203V202H132ZM161 203V202H160ZM159 203V204H160ZM186 203V202H185ZM190 203V202H189ZM228 203V202H227ZM248 203V209L246 210L247 212H248V210H250V209H254V210H256V207H254V206H256V204H254V202H253V204H249V202H247ZM7 204V203H6ZM28 204V203H27ZM33 204V203H32ZM43 204H45L44 206H43ZM112 204V203H111ZM164 204H166L165 202H164ZM163 203L160 205V213H161V211H162V213H163V215L165 216V217H168L169 216V214H170V212H171V210L173 209L172 207H170V208H172V209H169V208H166L165 206L166 205H164ZM224 204V203H223ZM243 204V203H242ZM8 205V204H7ZM106 205V204H105ZM170 205V204H169ZM168 205V206H169ZM173 205V204H172ZM197 205V204H196ZM199 205H203L204 206V204L202 203H200ZM244 205V204H243ZM242 205V206H243ZM40 206H42L43 208H41ZM115 206H116V203H115ZM132 206V205H131ZM159 206V205H158ZM28 207V206H27ZM34 207V206H33ZM112 207H114V206H112ZM196 207V206H195ZM247 207V206H246ZM36 208V207H35ZM116 208L117 207H115V210H116ZM136 208V207H135ZM201 208H203V207H201ZM200 208V210H202ZM204 208H205V206H204ZM243 208V207H242ZM242 208H240V209H242ZM30 209H32V208H30ZM34 209V208H33ZM40 209V210H39ZM61 209V208H60ZM118 209V208H117ZM120 209V208H119ZM123 209V208H122ZM121 209V210H122ZM134 209V208H133ZM158 209H159V207H158ZM193 209V208H192ZM195 209V208H194ZM252 209V210H253ZM261 209V208H260ZM259 209V210H260ZM26 210H29V209H26ZM112 210V209H111ZM156 210V209H155ZM185 210V209H184ZM188 210V209H187ZM190 210V209H189ZM252 210H250L249 212H251ZM254 210H253V212H254ZM262 210H264V209H262ZM261 210V211H262ZM1 211V210H0ZM117 211V210H116ZM132 211V210H131ZM130 211V212H131ZM134 211V210H133ZM140 211V210H139ZM139 211H134L133 213H135V215L136 214H140L141 215V212H139ZM210 211V210H209ZM242 211V210H241ZM244 211H245V209H244ZM245 211V212H246ZM260 211V212H261ZM2 212V211H1ZM4 212V211H3ZM2 212V213H3ZM5 212H6V210H5ZM4 212V213H5ZM20 212V211H19ZM157 212V211H156ZM186 212V211H185ZM208 212V211H207ZM217 212V211H216ZM238 212V211H237ZM256 212H258V214L257 213H253V214H255L256 215V217L257 216H259V215H261L262 214V212H261V214H259V211L258 210H256ZM264 212V211H263ZM1 213V214H2ZM23 213V212H22ZM28 213V214H29ZM73 213V212H72ZM80 213V212H79ZM82 213V212H81ZM80 213V214H81ZM91 213V212H90ZM121 213H123V212H121ZM129 213V212H128ZM184 213V212H183ZM204 213V212H203ZM215 213V212H214ZM16 214H15V216H16ZM127 214V213H126ZM188 214V213H187ZM195 214V213H194ZM199 214V213H198ZM208 214V213H207ZM210 214V213H209ZM238 214V213H237ZM248 215L250 214V213H247ZM252 214V215H253ZM21 215V214H20ZM83 215H85V214H83ZM89 215V214H88ZM91 215V214H90ZM171 215H172V213H171ZM176 215V214H175ZM191 215V214H190ZM214 215H216V214H214ZM239 215H241V213H239ZM248 215H246V216H248ZM252 215H249L250 217L252 216ZM86 216V215H85ZM85 216H84V218H85ZM128 216H129V214H128ZM183 216V215H182ZM206 216H208V215H206ZM244 216H245V214H244ZM248 216V217H249ZM254 216V215H253ZM252 216V217H253ZM262 216V215H261ZM1 217H3V216H1ZM172 217V216H171ZM190 217V216H189ZM195 217V216H194ZM248 217H246V218H248ZM26 218H28V217H26ZM127 219H128V217H126ZM130 218V217H129ZM141 218H142V215H141ZM175 218V217H174ZM238 218V217H237ZM245 218V219H246ZM259 219H257L256 218V220H260V221H263L262 219H260V217H258ZM262 218H263V216H262ZM19 219V218H18ZM31 219V220H30ZM169 219V218H168ZM178 219V218H177ZM239 219V218H238ZM237 219V220H238ZM249 219H251L252 220V218H249ZM255 219V218H254ZM34 220H36V221H34ZM130 220V219H129ZM134 220H136V219H134ZM141 220V219H140ZM246 220H248V219H246ZM34 221V222H33ZM75 221V220H74ZM132 221V220H131ZM24 222V223H25ZM138 222H139V220H138ZM35 223V224H34ZM43 224V223H42ZM178 224V223H177ZM41 225V224H40ZM39 224L37 225V228H38V230H40L39 228L41 227ZM95 225V224H94ZM247 225H248V223H247ZM48 226V225H47ZM96 226V225H95ZM129 226V225H128ZM250 226V225H249ZM263 226V225H262ZM87 227V226H86ZM100 227V226H99ZM130 227V226H129ZM229 227V226H228ZM243 227H244V225H243ZM36 228V229H37ZM42 228V227H41ZM46 228V227H45ZM45 228H42V229H45ZM50 228V227H49ZM143 228V227H142ZM150 228V227H149ZM154 228H156V227H154ZM188 228V227H187ZM205 228V227H204ZM220 228V227H219ZM224 228V227H223ZM35 229V230H36ZM118 229H120V228H118ZM127 229H128V227H127ZM130 229V228H129ZM144 229V228H143ZM151 229V228H150ZM215 229V228H214ZM226 229V228H225ZM234 229V228H233ZM252 229V228H251ZM250 229V230H251ZM48 230V229H47ZM53 230V229H52ZM54 230H56V229H54ZM53 230V231H54ZM97 230V229H96ZM115 230V229H114ZM121 230V229H120ZM119 230V231H120ZM124 230V229H123ZM131 230V229H130ZM136 230H137V228H136ZM147 230V229H146ZM159 230V229H158ZM220 230H222L221 228H220ZM264 229H262L261 231H263ZM49 231H51V230H49ZM105 231V230H104ZM108 231V230H107ZM107 231H106V233H107ZM112 231V230H111ZM135 231V230H134ZM139 231V230H138ZM159 231H161V229L159 230ZM211 231V230H210ZM217 231V230H216ZM237 231V230H236ZM39 232V231H38ZM42 232H43V230H42ZM48 232V231H47ZM132 232V231H131ZM136 232V231H135ZM142 232V231H141ZM155 233H156V231H154ZM44 233V232H43ZM101 233H102V230H101ZM117 233V232H116ZM140 233V232H139ZM160 233V232H159ZM164 233H165V231H164ZM211 233H212V231H211ZM219 233V232H218ZM232 233H233V231H232ZM21 234H23V233H21ZM55 235H56V233H54ZM57 234H59L60 235V233L58 232ZM89 234V233H88ZM115 234V233H114ZM119 234H120V232H119ZM121 234H122V232H121ZM143 234V233H142ZM142 234H141V237H142ZM148 234V233H147ZM258 233H256V235H257ZM123 235V234H122ZM124 235H125V233H124ZM137 235V234H136ZM136 235H135V239L137 238L136 237ZM145 235V234H144ZM50 236H52V235H50ZM58 236V235H57ZM56 236V237H57ZM112 236V235H111ZM138 236V235H137ZM146 236V235H145ZM166 236V235H165ZM170 236V235H169ZM227 236V235H226ZM255 236V235H254ZM2 237V236H1ZM61 237H63V236H61ZM125 237H126V235H125ZM129 237V236H128ZM148 237V236H147ZM231 237V236H230ZM233 237V236H232ZM236 237H237V235H236ZM246 237V236H245ZM256 237V236H255ZM258 237V236H257ZM261 237H263V236H261ZM117 238V237H116ZM133 238V237H132ZM143 238V237H142ZM172 239H174L173 237H171ZM234 238H235V236H234ZM239 237H237L236 239H238ZM247 238V237H246ZM250 238V237H249ZM258 238H260V237H258ZM3 239H5V238H3ZM11 239V238H10ZM10 239H8V244L10 243ZM12 239H11V241H12ZM56 238H54V240H55ZM60 239V238H59ZM64 239V238H63ZM62 239V240H63ZM126 239V238H125ZM125 239H124V241H125ZM138 239H140V238H138ZM163 239H165V238H163ZM162 239V240H163ZM167 239H168V237H167ZM183 239V238H182ZM230 239V238H229ZM233 239V238H232ZM241 239V238H240ZM240 239H238V241L240 240ZM256 239V238H255ZM1 240V239H0ZM98 240V239H97ZM113 240H114V238H113ZM118 240H120V239H118ZM117 240V241H118ZM127 240V239H126ZM128 240H130V238L128 239ZM175 240H177L176 239V237H175ZM185 240V239H184ZM223 240V239H222ZM242 240H244L243 238H242ZM241 240V241H242ZM253 240V239H252ZM95 240L93 239V242H94ZM107 241V240H106ZM105 241V242H106ZM121 241V240H120ZM131 241H133L132 239H131ZM139 240H135V242L137 243ZM226 242L227 240H223V242ZM237 241V240H236ZM246 241V243H247V240H245ZM249 241V240H248ZM251 241V240H250ZM1 242V241H0ZM64 242V241H63ZM83 242V241H82ZM100 242L102 243V240H100ZM116 242V241H115ZM119 242V241H118ZM123 242V241H122ZM130 242V241H129ZM149 242V241H148ZM154 242V241H153ZM158 242V241H157ZM161 242V241H160ZM164 242H166V241H164ZM163 242V243H164ZM254 242V241H253ZM259 242V241H258ZM91 243V242H90ZM110 243V242H109ZM124 243V242H123ZM133 243V242H132ZM132 243H128L129 245H131ZM136 243H134V244H136ZM140 243V242H139ZM139 243H137V245L139 244ZM143 242H141L139 245H141ZM167 243V242H166ZM172 243V242H171ZM171 243H169V244H171ZM180 243V242H179ZM178 243V244H179ZM186 243V242H185ZM194 243V242H193ZM192 243V244H193ZM217 243V242H216ZM235 243V242H234ZM239 243V242H238ZM237 243V244H238ZM243 244H244V246H245V243L244 242H242ZM259 243H261V242H259ZM56 244H57V242H56ZM68 244V243H67ZM89 244V243H88ZM105 244V243H104ZM103 244V245H104ZM126 244V243H125ZM146 244H148L149 245V243H147L146 242ZM174 244V243H173ZM236 244V243H235ZM239 244H241V243H239ZM254 244V243H253ZM256 244V243H255ZM255 244H254V246H255ZM258 244V243H257ZM58 245H60L61 246V244H58ZM74 245V244H73ZM78 245H80V244H78ZM85 245H86V243H85ZM91 245V244H90ZM89 245V246H90ZM97 245V244H96ZM133 245V244H132ZM130 246V247H133V246ZM143 246H144V243L142 244ZM154 245V244H153ZM158 245V244H157ZM190 245V244H189ZM248 245H250V247L248 246ZM248 245L246 244V246H245V248H246V250H248V251H252V249L254 248L253 247V245H252V243H249L248 242ZM9 246V245H8ZM11 246V245H10ZM75 247H76V245H74ZM81 246H83V245H81ZM101 246V245H100ZM108 246V245H107ZM151 246V245H150ZM159 246V245H158ZM163 246V245H162ZM171 246H173V245H171ZM237 246V245H236ZM247 246H248V248H247ZM253 248H252V247ZM56 246H53V248H55ZM68 247V246H67ZM69 247H71V246H69ZM79 247V246H78ZM86 247V246H85ZM91 247V246H90ZM93 247V246H92ZM97 246H95V247H93V248H96ZM122 247V246H121ZM120 247V248H121ZM141 247V246H140ZM139 246H138V249L140 248ZM149 247V246H148ZM168 247V246H167ZM174 247V246H173ZM192 247V246H191ZM257 247V246H256ZM4 248V247H3ZM83 248V247H82ZM125 248V247H124ZM137 249V247H134L133 249H134V251L135 252H137L138 253V251H140L141 253H139V255H137V256H139L140 258H138V259H140L141 261V264H177L176 263V261H174V260H172L171 258H170V256L173 254L172 252L173 251H171V254H170V256H167V255H162V256H160L159 255V253H157L156 251H153L152 252V250H151V252L150 251H142V247L138 250V251H136V249ZM152 248V247H151ZM155 248H156V246H155ZM159 248V247H158ZM157 248V249H158ZM168 248H170V247H168ZM216 248V247H215ZM241 248V247H240ZM244 248V247H243ZM259 248H261V247H259ZM80 249V248H79ZM86 249V248H85ZM88 249V248H87ZM90 249V248H89ZM104 249V248H103ZM132 249V248H131ZM132 249V250H133ZM144 249V248H143ZM146 249V248H145ZM152 249H154V248H152ZM161 249H162V247H161ZM161 249H160V251H161ZM210 249V248H209ZM236 249V248H235ZM254 249H256V248H254ZM51 250H52V252H51ZM156 250V249H155ZM163 250H164V248H163ZM166 250V249H165ZM189 250V249H188ZM205 250V249H204ZM208 250V249H207ZM224 250V249H223ZM245 250V249H244ZM259 250H261V249H259ZM263 250V249H262ZM8 251V250H7ZM87 251H89V250H87ZM98 251V250H97ZM101 251V250H100ZM181 251H183V250H181ZM212 251V250H211ZM238 251V250H237ZM5 252V251H4ZM78 252V251H77ZM77 252H76V254H77ZM80 252V251H79ZM95 252V251H94ZM116 252V251H115ZM241 252V251H240ZM253 252V251H252ZM6 253V252H5ZM8 253V252H7ZM6 253V254H7ZM11 253V252H10ZM84 253V252H83ZM98 253V252H97ZM102 253H104L105 254V252L103 251ZM136 253V254H137ZM165 253V252H164ZM167 253V252H166ZM170 253V252H169ZM175 253V252H174ZM179 253V252H178ZM186 253V252H185ZM190 253H192V252H190ZM197 253V252H196ZM205 253V252H204ZM217 253V252H216ZM220 253V252H219ZM244 253V252H243ZM263 253V252H262ZM2 254H4V253H2ZM12 254V253H11ZM11 254H9L10 256H11ZM107 254V253H106ZM116 255H115V257L114 258H116V263H117V261L119 260L121 263H122V261L123 260H126V262L128 263V262H133V256H135V255H133V256H131V257H128L127 259H126V257L123 259V258H121V257H119V254H118V252L117 253H115ZM160 254H162V253H160ZM226 254V253H225ZM233 254V253H232ZM231 254V255H232ZM242 254V253H241ZM250 254V253H249ZM9 255H8V257H9ZM20 255H21V253H20ZM20 255H18V256H20ZM47 255H51V258H49V259H47L46 258V256ZM84 255H85V253H84ZM100 255V254H99ZM184 255V254H183ZM206 255H208V254H206ZM219 255V254H218ZM221 255V254H220ZM236 255V254H235ZM247 255H248V252H247ZM251 255H252V253H251ZM254 255V254H253ZM258 255H260V253L258 254ZM13 256V255H12ZM73 256L75 257V255L73 254ZM73 256L71 255V257L73 258ZM110 256V255H109ZM114 256V255H113ZM173 256V255H172ZM189 256V255H188ZM193 256V255H192ZM200 256V255H199ZM203 256V255H202ZM215 256H216V254H215ZM7 257V258H8ZM70 257V258H71ZM95 257H99V256H95L94 255V257H93V253H88L87 252V254L85 255V257L83 258V263L81 262L82 260H80V264H95L94 262H93V258H95ZM101 257V256H100ZM177 257V256H176ZM196 257V256H195ZM205 257V256H204ZM224 257V256H223ZM237 257V256H236ZM244 257V256H243ZM246 257V256H245ZM259 257V256H258ZM263 258H262V260L264 259V256H262ZM14 258H15V256H14ZM137 258V257H136ZM188 259H189V257H187ZM191 258V257H190ZM197 258H198V256H197ZM197 258H195V259H197ZM253 258V257H252ZM18 259V258H17ZM17 259H15V260H17ZM20 259V258H19ZM63 259V260H64ZM80 259H82V257L80 258ZM96 259H98V258H96ZM100 259V258H99ZM113 259V258H112ZM175 259V258H174ZM179 259V258H178ZM199 259V258H198ZM205 259V258H204ZM215 259H217V258H215ZM219 259V258H218ZM232 259H236V258H232ZM232 259H229V260H232ZM251 259V258H250ZM257 259V258H256ZM4 260H7V259H4ZM14 260V261H15ZM43 260H45V262H43ZM71 261H72V259H70ZM135 260V259H134ZM159 260V261H158ZM190 260V259H189ZM191 260H193V257H192V259ZM208 260H209V258H208ZM222 260V259H221ZM225 260V259H224ZM253 261H251V262H254V260L255 259H252ZM260 260H261V257H260ZM260 260H258V261H260ZM260 261V263L261 264H264V261ZM2 261V260H1ZM9 261H11L10 259H9ZM8 261V262H9ZM12 261H13V259H12ZM97 261V260H96ZM203 261V260H202ZM210 261H212V260H210ZM215 261V260H214ZM237 261V260H236ZM241 261H243V260H241ZM249 261V260H248ZM257 261V262H258ZM68 262V261H67ZM78 262V261H77ZM99 262V261H98ZM104 257H102V260L98 263V264H104ZM107 262V261H106ZM113 262V261H112ZM119 262V263H120ZM125 262V263H126ZM179 262V261H178ZM233 262V261H232ZM257 262L255 263V264H257ZM1 263V262H0ZM64 263V262H63ZM73 263V262H72ZM76 263V261H74V263L73 264H75ZM134 263H135V261H134ZM202 263V262H201ZM207 263V262H206ZM231 263V262H230ZM242 263V262H241ZM8 264H11V263H8ZM65 264V263H64ZM69 264V263H68ZM97 264V263H96ZM111 264V263H110ZM123 264V263H122ZM129 264V263H128ZM132 264V263H131ZM182 264H183V262H182ZM204 264V263H203ZM238 264V263H237ZM259 264V263H258Z\"/></svg>", "mask_w": 264, "mask_h": 264}]
</instances>
